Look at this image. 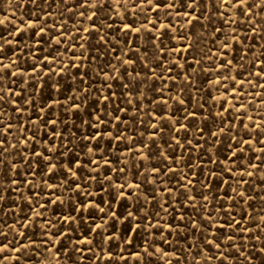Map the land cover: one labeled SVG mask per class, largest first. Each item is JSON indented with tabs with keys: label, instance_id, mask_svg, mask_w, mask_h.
Returning <instances> with one entry per match:
<instances>
[{
	"label": "rangeland",
	"instance_id": "obj_1",
	"mask_svg": "<svg viewBox=\"0 0 264 264\" xmlns=\"http://www.w3.org/2000/svg\"><path fill=\"white\" fill-rule=\"evenodd\" d=\"M83 3L0 0V264H264V0Z\"/></svg>",
	"mask_w": 264,
	"mask_h": 264
},
{
	"label": "snow or ice",
	"instance_id": "obj_2",
	"mask_svg": "<svg viewBox=\"0 0 264 264\" xmlns=\"http://www.w3.org/2000/svg\"><path fill=\"white\" fill-rule=\"evenodd\" d=\"M30 2H32V3H35L36 2V0H30ZM114 2H115V0H114ZM120 2H124V3H127V2H129V0H120ZM131 2L132 3H134V4H136L137 3V0H131ZM144 2L146 3V4H152V3H154V0H144ZM201 2V0H189V3L191 4V5H193V6H195L196 4H198V3H200ZM221 2L223 3V4H225V5H227V4H229L230 2L233 4V6H237V5H239V4H241V3H244V2H246V0H221ZM79 6L80 7H83L84 6V3H83V0H80V4H79ZM89 6H91V7H96V5L95 4H91V5H89ZM176 6V0H172V3H169V4H167V7H169V8H174ZM181 6L183 7L184 5H183V3H181ZM100 7H103V0H102V3H101V5H100ZM156 7H157V9L159 8V5L157 4L156 5ZM251 7V6H250ZM69 11H71V9H68ZM185 15H188V14H190V13H188L187 11L184 13ZM262 14H264V12H262ZM81 15H84L83 13H81ZM96 15H98V13L97 12H93L92 13V16L94 17V16H96ZM191 15H192V18L195 20V19H200V17L199 16H197L196 14H195V11H194V9H193V12L191 13ZM241 16H242V13L240 14ZM225 19H229L226 15H225V17H224ZM249 22H251V21H249ZM109 27H112V25H109ZM40 31L42 32L43 31V28H41L40 29ZM151 31V30H150ZM251 31H255V29H252ZM162 39V38H161ZM9 43H11V41H9ZM223 46H224V48H228V47H230V43H224L223 44ZM245 46H247V45H245ZM3 49L2 48H0V51H2ZM184 50H186V49H184ZM173 51H175V49H173ZM262 55H264V53H261ZM245 55H247V53H242V56H241V58H243V56H245ZM75 58V57H74ZM129 63H134V61H131V60H129L128 61ZM3 62H2V60H0V64H2ZM197 63H199L198 61H197ZM229 64H231V61L230 60H228L227 58H225V63H223V64H221L220 65V68L221 69H228V71L230 72L231 71V69L229 68ZM5 67H7V66H5ZM115 67V66H114ZM118 70V69H117ZM154 71H155V69H153ZM193 71H195V68H193L192 69ZM167 71H169V72H171L172 71V69H167ZM211 71H216V69L215 68H211ZM105 75L106 76H109L110 78H112V79H114L115 77H113V76H111V74L110 73H105ZM255 75H257V76H261V75H264V68H262V71L261 72H256L255 73ZM158 79H161V80H166V79H171V77H166V76H164V75H161V76H159L158 77ZM226 79H229V77L228 76H226V75H222L221 77H218L217 78V82H219V81H222V80H226ZM250 82V81H249ZM257 86L258 87H261V88H264V84H261V83H259V82H257ZM108 87H111V85H108ZM165 87H167V85H165ZM241 94H243V90H241ZM225 95H227V93H225ZM4 99V97L3 96H0V100H3ZM104 99L105 100H110L111 99V95H109V96H107V97H104ZM165 103H167V101L165 100L164 101ZM182 103H183V101H181ZM72 107H80V105L79 104H73L72 105ZM123 111H128V109H122ZM0 115H3V113H0ZM192 115H195L194 113L192 114ZM115 119H117V120H119L120 119V117H119V115H116V117H115ZM161 119H163V117H161ZM100 123H104V121L103 120H100L99 121ZM123 123H126L127 121H122ZM0 124H3V121L2 120H0ZM12 125H8L7 127H11ZM153 127H155V125H153ZM253 131H255V128L253 127V129H252ZM0 131H3V129H0ZM221 131H223V129H221ZM200 132L201 133H203V129H200ZM53 134H55V133H53ZM213 135H215V134H213ZM117 139L119 138V137H116ZM199 138H203V136L201 135ZM242 140H243V138H241ZM180 141H179V139L177 138V143H179ZM244 143H248V141H243ZM260 142H264V141H258V143H260ZM14 146V145H13ZM196 147H200V145H196ZM3 148V142L2 141H0V149H2ZM133 151H135V149L133 148ZM235 151H237V152H239V151H242V149H240L239 147H237L236 149H235ZM260 151L261 152H264V148H261L260 149ZM40 153H36V155H39ZM0 155H3V152L2 151H0ZM256 159H260L259 157H257ZM233 164H235V161H233ZM51 166V165H50ZM249 166L250 167H260L261 165H257V164H249ZM173 169L171 168V167H169V171H172ZM229 170L231 171V167L229 168ZM153 171H159V169H154ZM216 173H211V175H215ZM249 176H251V175H253V173H251V172H249V173H247ZM241 175H243V173H241ZM237 183H247V181H244V180H241V181H237ZM188 185H192V181H187L186 182V184H185V187L187 188L188 187ZM207 186V185H206ZM120 187H125V185H121ZM135 187H140V185H135ZM192 187H194V185H192ZM189 190H191V189H189ZM233 191H237V190H235V189H233ZM238 195H240V196H243V195H245V193L243 192V191H239L238 193H237ZM0 199H2V193H0ZM186 199H191V200H196V196H190V197H187ZM204 199L206 200L207 199V196L205 195L204 196ZM217 199H222V197H218ZM248 199H251V197H248ZM239 202V201H238ZM165 203H167V202H165ZM194 206V205H193ZM203 206H207V205H203ZM42 207H43V205H42ZM166 211H167V209H165ZM220 211H224V208L223 207H221L220 209H219ZM42 215V214H41ZM207 219H209V220H212L213 219V216H211V215H208L207 217H206ZM222 219V218H221ZM233 221H234V224H241L242 223V221H240V220H236L235 219V217H233ZM234 224H228V225H223V224H221L220 225V227L221 228H224V227H228V228H232V227H234ZM169 227H171L170 225H169ZM248 229L247 228H244V229H240V228H236V232H241V231H247ZM0 235H6V233H3V232H0ZM213 235H216L215 233H213ZM225 239L226 240H228V241H234V240H236V237L234 236V235H226L225 236ZM208 243L209 244H211V243H214V241H212V240H209L208 241ZM220 245L219 244H217V247H219ZM238 247H243L242 245H237ZM21 247H24V245H21ZM226 247H231V245H227ZM11 251H19V249H17V248H13V249H11ZM260 251H264V249H260ZM249 258H251V257H249Z\"/></svg>",
	"mask_w": 264,
	"mask_h": 264
}]
</instances>
